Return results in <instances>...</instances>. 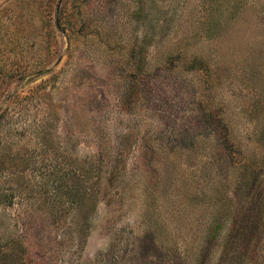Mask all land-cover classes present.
<instances>
[{
    "label": "rangeland",
    "instance_id": "rangeland-1",
    "mask_svg": "<svg viewBox=\"0 0 264 264\" xmlns=\"http://www.w3.org/2000/svg\"><path fill=\"white\" fill-rule=\"evenodd\" d=\"M0 264H264V0H0Z\"/></svg>",
    "mask_w": 264,
    "mask_h": 264
}]
</instances>
